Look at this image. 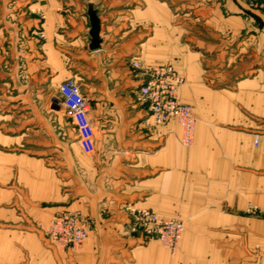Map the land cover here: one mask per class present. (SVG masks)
Masks as SVG:
<instances>
[{"label":"crops","instance_id":"crops-1","mask_svg":"<svg viewBox=\"0 0 264 264\" xmlns=\"http://www.w3.org/2000/svg\"><path fill=\"white\" fill-rule=\"evenodd\" d=\"M178 2L180 14L171 0H0V264L245 258L232 230L252 223L242 213L250 204L264 207V10L248 0ZM89 8L100 20L97 50ZM232 62L241 77L217 87L224 75L206 66ZM164 64L184 78L191 147L176 121L154 125L139 101L147 69ZM68 79L89 101L90 154L60 118L58 87ZM127 207L179 217L178 251L134 231ZM64 212L89 227L75 252L45 236Z\"/></svg>","mask_w":264,"mask_h":264},{"label":"built area","instance_id":"built-area-1","mask_svg":"<svg viewBox=\"0 0 264 264\" xmlns=\"http://www.w3.org/2000/svg\"><path fill=\"white\" fill-rule=\"evenodd\" d=\"M250 7L264 10V0H251ZM135 68L137 63H133ZM145 81L139 89V101L147 106L154 125L176 121L181 128V144L194 143L195 117L191 106L180 101L178 92L184 78L170 64L155 65L145 72ZM59 102L67 119L75 126L78 142L85 154L94 150V131L90 123L89 101L78 83L65 80L58 87ZM255 139L254 143L257 144ZM133 229L145 236L156 237L171 253L176 252L184 225L178 218H164L149 209H130ZM87 227L78 214L64 212L54 217L45 230V236L61 250L76 251L87 237Z\"/></svg>","mask_w":264,"mask_h":264},{"label":"rangeland","instance_id":"rangeland-1","mask_svg":"<svg viewBox=\"0 0 264 264\" xmlns=\"http://www.w3.org/2000/svg\"><path fill=\"white\" fill-rule=\"evenodd\" d=\"M171 1H172L171 3L172 10L178 14L182 13V8H179L178 6L179 4L178 0H171ZM250 1L251 0H248V2ZM257 1L259 2V0ZM191 25L193 24L191 23ZM206 67H207L206 70H210V69L216 70L218 68L217 72L221 73V75H224V78H221L220 81L216 83V86L221 88L234 84L235 80L239 79L242 75L241 67L233 62L231 63L230 67H227V64L220 65L219 67H212V68H210V66H206ZM59 106H60V118L65 119L61 104ZM242 213H244L246 217L252 219V223L243 228L235 227V229L232 230L233 234L235 235V237L233 238L235 244V251L243 250L245 254V258L241 259L240 264L243 263L264 264V207H259L256 204H250ZM173 218L180 219L179 217H173ZM255 220H257V222H253ZM87 231H89V227H87ZM145 237H153V236H145ZM180 241L177 245L176 252L179 249ZM81 246L76 251H78L81 248ZM58 249L61 250L60 248ZM61 251H67V250H61ZM69 251L75 252L74 250H70V249ZM176 252L174 253L170 252V254L173 256Z\"/></svg>","mask_w":264,"mask_h":264},{"label":"water","instance_id":"water-1","mask_svg":"<svg viewBox=\"0 0 264 264\" xmlns=\"http://www.w3.org/2000/svg\"><path fill=\"white\" fill-rule=\"evenodd\" d=\"M88 17L90 22V44L89 48L91 50H97L100 48L101 39H100V20L97 17V13L92 8L88 9Z\"/></svg>","mask_w":264,"mask_h":264}]
</instances>
